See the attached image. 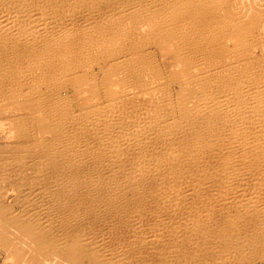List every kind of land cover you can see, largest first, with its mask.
Returning <instances> with one entry per match:
<instances>
[{
  "label": "bare ground",
  "instance_id": "6f19581e",
  "mask_svg": "<svg viewBox=\"0 0 264 264\" xmlns=\"http://www.w3.org/2000/svg\"><path fill=\"white\" fill-rule=\"evenodd\" d=\"M0 264H264V0H0Z\"/></svg>",
  "mask_w": 264,
  "mask_h": 264
}]
</instances>
